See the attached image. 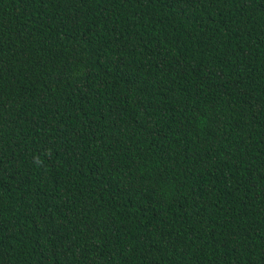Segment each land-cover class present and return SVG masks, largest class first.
<instances>
[{
	"label": "trees",
	"instance_id": "16d2710c",
	"mask_svg": "<svg viewBox=\"0 0 264 264\" xmlns=\"http://www.w3.org/2000/svg\"><path fill=\"white\" fill-rule=\"evenodd\" d=\"M0 264H264V0H0Z\"/></svg>",
	"mask_w": 264,
	"mask_h": 264
}]
</instances>
